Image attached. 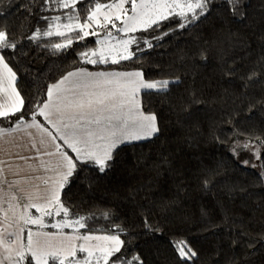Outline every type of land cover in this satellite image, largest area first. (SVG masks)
Segmentation results:
<instances>
[{
    "label": "snow or ice",
    "instance_id": "1",
    "mask_svg": "<svg viewBox=\"0 0 264 264\" xmlns=\"http://www.w3.org/2000/svg\"><path fill=\"white\" fill-rule=\"evenodd\" d=\"M248 8V0H10L0 10V137L42 134L35 156L0 145L42 172L10 178L21 170L0 158V264H148L134 241L155 243L166 231L171 264H201L188 233L221 228L222 245L204 264L264 257V228L253 237L229 211L237 199L246 209L264 199L255 191L264 189V14ZM17 13L26 31L5 22ZM189 36L167 67L155 59ZM69 55L70 70L40 83L34 58ZM210 56L226 85L218 95L196 80ZM122 153L133 161L128 180L116 179ZM237 169L256 174L241 180ZM109 184L119 211L94 203ZM194 191L215 197L213 209L201 206L194 228L183 227L192 217L167 228Z\"/></svg>",
    "mask_w": 264,
    "mask_h": 264
},
{
    "label": "trees",
    "instance_id": "2",
    "mask_svg": "<svg viewBox=\"0 0 264 264\" xmlns=\"http://www.w3.org/2000/svg\"><path fill=\"white\" fill-rule=\"evenodd\" d=\"M11 3H15V0H11ZM10 4V0H4L3 4H0V10L7 11ZM250 13L264 14L261 13V9H264V0H248ZM10 27H21V31H26L28 29V22L21 21L19 19V14H13L8 16L5 21ZM191 39V37H182L179 40H173L171 45H165L167 54H165V49L160 50V55L155 57V59L164 62L167 67L168 61L175 60L177 56V51L175 50L176 45L179 44L181 47L184 46V42ZM73 56L69 55L66 59L62 61H56L48 59H39L34 58V62H31L33 70L42 69L43 75L40 83L50 82V78L58 79L61 74L72 68ZM146 71H154L148 67L147 61H142ZM215 65H217V59L214 56H210L207 62V66L203 68H197V83H203L206 86V95H218L224 92L226 85L221 83L219 74L215 71ZM139 66V65H135ZM23 71H28L27 68H24ZM234 98V97H233ZM167 124V121L165 122ZM224 127H227L225 125ZM151 149L145 147L144 152H149ZM122 157L125 160V163L121 165V173H118L117 180H128L130 175L129 169L133 161L130 158V153H122ZM226 164L228 162L226 161ZM229 174L231 175V165L228 164ZM256 174L255 169H237L236 175L239 176L241 180H251V178ZM133 184L135 180L131 181ZM112 185L109 184L107 187L101 186L94 194V203L99 205L101 208H111L119 211L118 209V200L112 195L111 191H108L107 188H111ZM255 191H264V189H255ZM215 197H206L198 191H194L191 197L182 202L178 206V211L173 217L172 221L166 223V227L171 229L172 227L180 224L182 220L187 217H192V223L183 225L184 228H194L195 224L199 221V209L201 206L207 207L209 210L213 209ZM259 206L260 211H254ZM230 214H233L237 217L244 218L249 227L253 230L252 235L255 237V234L264 228V199H257L255 201L249 202V208H244L242 202L237 199V201L229 206ZM222 215V210H216L213 212V218L219 222V217ZM173 221L175 223H173ZM103 223V222H101ZM162 223H164L162 221ZM224 232L223 228L218 230L217 235H213L211 232L194 230L188 233V239L192 242L193 246L201 252L202 262L207 259L208 254L214 248H220L223 242ZM169 235L166 231L163 235L157 236L155 243H149L146 241H134L138 246L141 247V250L148 262V264H171L170 252L168 248ZM257 261V264H264V257L256 256L253 258Z\"/></svg>",
    "mask_w": 264,
    "mask_h": 264
},
{
    "label": "crops",
    "instance_id": "3",
    "mask_svg": "<svg viewBox=\"0 0 264 264\" xmlns=\"http://www.w3.org/2000/svg\"><path fill=\"white\" fill-rule=\"evenodd\" d=\"M42 134L36 130V129H30L25 131L23 128L21 129H16L12 135L8 137H0L2 140H7L11 141L12 143L9 144L7 143L6 146L7 148L11 149V152H19L21 156L24 157H29V156H35L38 153L34 148H32V145L34 143H37L38 145V139ZM33 137L36 139L34 140ZM0 158L4 159H9L11 160L13 166L19 170H21V177H11L10 178H34L35 175H41L42 172L38 171V162L35 160H28V161H23V160H18L15 159L12 156L5 155L3 153H0ZM43 159L47 160L48 157H43Z\"/></svg>",
    "mask_w": 264,
    "mask_h": 264
},
{
    "label": "rangeland",
    "instance_id": "4",
    "mask_svg": "<svg viewBox=\"0 0 264 264\" xmlns=\"http://www.w3.org/2000/svg\"><path fill=\"white\" fill-rule=\"evenodd\" d=\"M25 87H26V90H27V86H25ZM7 143H8L7 140H2V138H0V145L6 146Z\"/></svg>",
    "mask_w": 264,
    "mask_h": 264
}]
</instances>
